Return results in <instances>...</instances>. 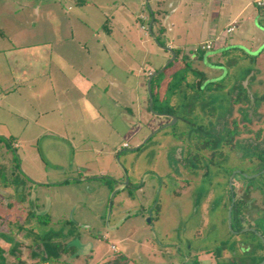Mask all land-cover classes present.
I'll return each mask as SVG.
<instances>
[{
    "label": "rangeland",
    "instance_id": "374dc122",
    "mask_svg": "<svg viewBox=\"0 0 264 264\" xmlns=\"http://www.w3.org/2000/svg\"><path fill=\"white\" fill-rule=\"evenodd\" d=\"M150 9L165 28L159 37L165 45L149 34ZM64 10L74 18L75 38L95 37L82 44L77 38L71 47L96 71L94 85L76 78L77 91L57 83L56 42L69 32L58 26ZM206 43L213 45L209 58L195 59ZM161 46L180 48L209 79L229 83L213 97L219 107L234 89L264 96V0H0V94L7 93L0 99V230L10 231L11 243L17 236L28 245L6 253L10 264L26 256L21 264H239L261 248L264 253L257 235H235L233 214V228L228 224L235 170L243 222L264 224V192L255 188H264V178L254 158L264 143L242 134L235 148H218L224 157L210 163L212 150L194 148L189 124L167 125V117L151 111L146 76L171 57ZM255 101L258 109H247L252 129L264 127V100ZM45 105L53 111L44 113ZM238 107L233 115L240 119ZM39 204L44 216L26 224L25 236L16 225ZM233 237L248 250L219 258L223 241L238 249ZM52 241L77 248L75 255L46 259Z\"/></svg>",
    "mask_w": 264,
    "mask_h": 264
},
{
    "label": "trees",
    "instance_id": "16d2710c",
    "mask_svg": "<svg viewBox=\"0 0 264 264\" xmlns=\"http://www.w3.org/2000/svg\"><path fill=\"white\" fill-rule=\"evenodd\" d=\"M161 12L159 8L156 9L157 16ZM152 15L154 17V25L159 24L156 31L154 32L153 30V32L157 40L162 45H165V43H162L159 39V37L163 36L165 28L160 24L159 17L155 15L154 11L151 16ZM173 50L175 52L174 60L160 74L154 75L151 79L150 89L153 110L159 113L174 115L177 121L181 120L189 124L194 130V137L196 136L194 148L197 151L205 149L212 150L208 155V161L210 163H213V159L216 156L224 157L223 152L218 150V148L220 149L222 146H227L230 149L235 148V146L239 144L238 137L242 134H252L255 139L264 143V127L261 125L257 129H252L249 126L250 113L248 112L249 108H253L254 110L258 109V105L256 106L254 102H256L255 100H264V96H250L246 90H239L236 92L234 89L235 93L231 92V95L227 98L228 102L226 105L219 107V105L215 103L213 97H216L220 92L227 91L229 83L223 82L224 78L209 79L202 70L191 65V54L183 53L180 48H174ZM205 52V49L198 48L193 55H195V59L205 61L209 58V56L205 55ZM251 57L254 58L253 55ZM176 61L180 62V65L171 72H168L167 70L171 68ZM157 70L158 69H155L154 71ZM146 79H148V75ZM252 103H254L255 106ZM233 105L239 106L238 109L242 116L241 124L235 119L230 120L228 117V115L232 114ZM223 108H225L226 112L221 114L220 111ZM192 158L197 160L199 156L195 153L192 155ZM254 158L259 160L260 166L258 171H261L264 167V145L261 149L255 151ZM230 173L231 171L229 174ZM259 176L260 178H264V171L260 172ZM256 188L264 192V188L259 186H256ZM232 193L235 196L234 192ZM241 199L242 198H238V200H235L232 208L234 222L237 225L236 230H241L244 226L243 221L245 212ZM252 233L255 234V236L257 235L255 232ZM261 234L264 237V230ZM227 243L228 241L222 242L223 249H225ZM47 249L48 250L45 251L46 259H49L51 255L54 256L55 259L62 253L71 254L75 250L73 246L64 247V244L62 246L61 242L55 241L50 242ZM0 259H2V255H0ZM0 264L3 263L0 261Z\"/></svg>",
    "mask_w": 264,
    "mask_h": 264
},
{
    "label": "crops",
    "instance_id": "0c3cea01",
    "mask_svg": "<svg viewBox=\"0 0 264 264\" xmlns=\"http://www.w3.org/2000/svg\"><path fill=\"white\" fill-rule=\"evenodd\" d=\"M67 15L68 14H67V11L66 10H64V12H61V14H58L57 15V20L59 22V25L58 26L60 27V29H62V27H64L65 24L67 25V27L69 29L68 34H65L62 37L58 38V40L56 42V44H57V46L59 47V50H60V54L57 53V56H58V60L59 61H57L56 62V65H55L56 66V69L59 72L58 73L59 75H58V79H57L58 82L57 83L60 84L59 85V88H61V89L63 88L64 91H69V89H66V86L65 85L73 88L74 91H77V90H79L78 87H80L81 85H79L80 84L79 83L80 80L79 79L76 80V78H79V77L80 78H82V77L85 78L86 77V78H88L87 81L89 82V84L90 85H94V80H92L91 77H93L95 75L96 71H95V69L93 70L91 68V66H86L87 65V61H86V59H83L82 54H79V53L77 54L75 51L72 52L71 47L74 45V42H75V40L78 37L75 38V36L73 35V29H71V21L73 22L72 19H74V18L71 17L70 14H69L68 17H67ZM64 18H68V19H64ZM77 18H78V16H77ZM142 18H144V17H142ZM83 24H84L83 27L86 28V30H87V24L86 25H85V23H83ZM229 26L230 25H228V27ZM103 27H104V29L106 31H110V29L106 27V23L103 25ZM227 28H226V32H227ZM233 30L231 32H233ZM231 32H227V33H231ZM93 36L94 35L92 34L88 38H86V37L78 38L77 41L80 44L85 43V41L92 42L95 39V37H93ZM80 48L83 49V47H80ZM212 48H213V45H211L210 49H212ZM84 49H86V46L84 47ZM102 51H104V49ZM50 60H52V59H50ZM83 67L85 68V71H86L87 74H82ZM154 70L155 69H153V71ZM145 72L146 71L143 70L144 75H146ZM42 75L50 76V73H44ZM136 85L137 86H140L139 85V81H137ZM10 90L11 89H9L8 91H10ZM6 95H7V93L0 94V99H1L2 96H6ZM42 103H44V102L42 101ZM42 103H41V105H42ZM45 106H47V105H45ZM53 107L54 106H52V105L51 106H47L46 107L47 110H45L44 113H48L49 114L51 111H53V110H50ZM259 210L260 211L261 210L264 211L262 208H259ZM245 219H246V217L244 218V220ZM253 219L255 220V218H253ZM243 225H244L243 226V229L250 227L249 225H246L244 222H243ZM255 225H256V222H255ZM250 228H253V230L257 231L256 234H257L258 240L260 241L259 235L263 237V235L261 233L264 230V224L258 222V224L256 226H254V227L251 226ZM247 231H249V230H242V231L236 230L235 235H237V234L240 235L241 232H247ZM251 232H253V231H251ZM233 238H234V242L235 241L236 242L239 241V243H237L238 244V246H237L238 249H236L235 246L232 247V248H229V249L227 247V249L225 248L221 252L222 254L220 253V255H218L219 258L225 256L224 258L225 259H228V258H231V257H237V258H239V257L242 256V253H240L241 252L240 251V248H242V244H241L242 240H240V238L237 239L236 237H233ZM233 250H235V253H237V254H235V255L232 254V251ZM207 253H208L207 255H209L212 258L216 256V254H212L211 255L212 252H207ZM242 258L243 259H241V261L239 260L240 261L239 264H242V263L243 264H264V253H263V249H261L260 251L257 252V254H255V255H253L251 257H246L245 256V257H242ZM222 262H224L226 264V261L225 260L222 261Z\"/></svg>",
    "mask_w": 264,
    "mask_h": 264
},
{
    "label": "flooded vegetation",
    "instance_id": "af4514ba",
    "mask_svg": "<svg viewBox=\"0 0 264 264\" xmlns=\"http://www.w3.org/2000/svg\"><path fill=\"white\" fill-rule=\"evenodd\" d=\"M25 2H26V0H24ZM149 1V0H148ZM24 4H27V3H24ZM169 47V46H168ZM202 49H205V50H208V49H210V48H202ZM154 72V71H153ZM152 73V72H151ZM150 74V73H149ZM149 76V75H148ZM235 105H233V107H234ZM239 108V107H238ZM159 113V112H158ZM238 113H239V115H240V119H238L235 115H233V110H232V114L231 115H228V117L230 118V120H236V121H238L240 124L242 123V116H241V114H240V111H239V109H238ZM161 114H166V115H168V116H164V117H167L168 118V120H170V122L169 123H171V121H172V118L170 117V116H174V115H171V114H167V113H161ZM176 117V116H175ZM250 117V116H249ZM176 124H177V118H176ZM175 122H173L172 124H167V125H174V123ZM262 171H264V170H261L260 172H262ZM237 171L235 170V174H234V176L235 175H237ZM234 176H233V178H234ZM231 177V176H230ZM233 178H232V181H233ZM120 185H121V187L123 186V184L122 183H120ZM233 186V185H232ZM3 187V186H2ZM4 188V187H3ZM5 189V197H7V191H6V188H4ZM124 189V188H123ZM245 190V192H243V190H242V192L245 194V193H247V189H244ZM234 191V190H233ZM232 191V192H233ZM14 194H12V196H13ZM8 196H10V197H12L11 196V193L10 194H8ZM14 197V196H13ZM14 204L12 203V202H10L9 201V203H8V206L11 208L12 206H13ZM40 207H41V209L42 210H44V204H42V205H38L36 208H35V210H33V211H31V210H24V221H23V224H18V225H16L17 226V231H22V232H26V233H24L25 234V236H28L29 235V229H27V228H29V227H26V224H28V222L29 221H33V220H37V221H39L38 220V218L39 217H42V216H44V213H42V212H40ZM22 213V212H21ZM8 222V225L10 226L11 224H12V221L11 220H8L7 221ZM25 223V224H24ZM8 230H10V229H8ZM10 232V231H9ZM9 232H8V234L6 233V232H3V231H1L0 230V255H2V259H0V261L3 263V264H10L9 262H8V260H7V258L5 257L6 256V253L8 252V253H11V254H13V253H15L17 250H18V248L20 247V245H23V241L21 240L20 241V239L19 238H17V236H15V238L17 239V240H14V242L16 243V244H14V242L13 243H11V238H12V236L9 234ZM2 235L3 236H5L6 238H7V240H6V242H5V239H3V237H2ZM7 242H8V244H7ZM22 243V244H21ZM5 244H7V245H5ZM20 244V245H19ZM19 245V246H18ZM23 246H26V248L28 247V245H27V243H24V245ZM21 248H23V247H21ZM75 249H77V248H75ZM75 252H76V250H74V252L73 253H71V254H73V255H75ZM33 254H34V256L33 257H35V253L33 252ZM32 254V255H33ZM70 254V255H71ZM17 256H19V254H17ZM25 259H30V257H25ZM25 259H23V258H21L20 260H19V263H17V264H21L22 262L23 263H25ZM26 263H28V262H26Z\"/></svg>",
    "mask_w": 264,
    "mask_h": 264
},
{
    "label": "water",
    "instance_id": "95a60500",
    "mask_svg": "<svg viewBox=\"0 0 264 264\" xmlns=\"http://www.w3.org/2000/svg\"><path fill=\"white\" fill-rule=\"evenodd\" d=\"M147 2H148V0H147ZM150 13L151 14L153 13V11L151 9H150ZM153 21H154V17L152 15L151 18H150L149 25H148V31H149V34L151 35V37L154 39V41L159 44V41L157 40V38H156V36H155V34L153 32ZM161 48L167 50L171 54V57L160 69L150 73L149 76H148V79H147L146 88H147V95H148V106H149V109L151 111H153V112H155V111L153 110V106H152V94H151V89H150L151 79H152V77L154 75L160 74L175 58V52H174V50L172 48H170L168 46H161ZM155 113L157 115H160V116H168L166 114H161V113H158V112H155ZM170 117L172 118V121L169 124H172L173 122L176 121V117L175 116H170ZM139 146H137V147H139ZM234 174H235V172L232 173V175L230 177V182H229L231 192L233 191L232 178H233ZM234 202H235V197H234V195L232 193L231 203H230V206L228 208V224H229L230 228H232V208H233ZM243 230H249V231H253V232L257 233V231L253 230V228H250V227L249 228H245ZM259 237H260L261 241L264 244V238L262 236H260V235H259ZM242 248L244 249V251H247L249 247L246 244V245H242Z\"/></svg>",
    "mask_w": 264,
    "mask_h": 264
},
{
    "label": "built area",
    "instance_id": "2783aa9c",
    "mask_svg": "<svg viewBox=\"0 0 264 264\" xmlns=\"http://www.w3.org/2000/svg\"><path fill=\"white\" fill-rule=\"evenodd\" d=\"M258 5H261V3H258ZM142 29L144 28V26H141ZM234 29V27L232 25H230L228 28H227V32H231L232 30ZM211 45L209 43H206L205 46H202V48H210ZM112 249L113 250H116V247L115 246H112Z\"/></svg>",
    "mask_w": 264,
    "mask_h": 264
}]
</instances>
